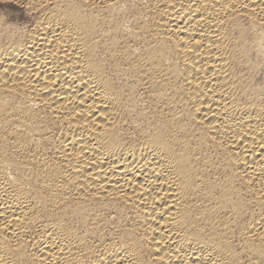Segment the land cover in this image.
<instances>
[{"label":"bare ground","instance_id":"obj_1","mask_svg":"<svg viewBox=\"0 0 264 264\" xmlns=\"http://www.w3.org/2000/svg\"><path fill=\"white\" fill-rule=\"evenodd\" d=\"M0 264H264V0H0Z\"/></svg>","mask_w":264,"mask_h":264},{"label":"rangeland","instance_id":"obj_2","mask_svg":"<svg viewBox=\"0 0 264 264\" xmlns=\"http://www.w3.org/2000/svg\"><path fill=\"white\" fill-rule=\"evenodd\" d=\"M3 6H6V5H3ZM3 6H1V7H3Z\"/></svg>","mask_w":264,"mask_h":264}]
</instances>
